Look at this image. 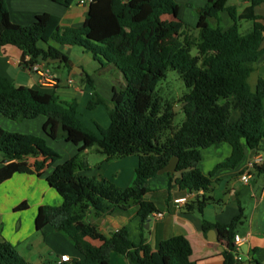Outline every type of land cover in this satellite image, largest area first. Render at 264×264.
<instances>
[{
	"label": "trees",
	"instance_id": "1",
	"mask_svg": "<svg viewBox=\"0 0 264 264\" xmlns=\"http://www.w3.org/2000/svg\"><path fill=\"white\" fill-rule=\"evenodd\" d=\"M71 7L76 0H52ZM229 0H208L197 8L198 22L192 26L179 18L176 0H92L85 22L80 27H62L61 18L52 13L36 16L30 24L11 20L6 0H0V46L12 45L29 57L26 66L39 60L68 57L57 46L82 47L99 59V72L112 65L124 75L126 83L114 87L108 100L94 92L88 108L106 106L110 117L108 127L96 122L97 131L82 120L77 102H64L55 93L26 85H17L0 75V113L23 121L46 116L43 130L55 140H66L79 147L80 155L59 164L48 177V183L62 197L58 206L42 205L36 216V227L52 225L66 235L82 254L73 264H112L111 253L126 254L132 264H197L189 238L175 235L159 242L154 249L144 232L145 221L156 205L146 199L151 191L148 180L159 174L172 157L179 163L175 174L168 173L169 188L194 193L185 205L186 212L203 213L216 202L210 194L212 179L220 168H235L248 150L258 153L264 143V78L255 87L250 77L264 58V24L256 14V6L264 0H250L241 13ZM228 12L234 24L221 25V12ZM174 19H165V16ZM217 19L214 26L210 18ZM241 20L254 21L247 33L240 30ZM196 48L197 54H192ZM103 59L105 62H103ZM172 69L179 73L188 92L181 103L185 119L174 124L175 104L159 97L157 86ZM91 84L92 81L88 78ZM227 142L231 155L206 174L200 168L202 150ZM245 142V144H244ZM107 157L138 155L139 165L132 185L119 187L106 178L79 174L88 167L81 153L91 146ZM58 157L46 139L34 134L12 132L0 126V185L16 173L33 174L43 167V161L32 157ZM255 171L264 173V163ZM137 206L141 218L142 238L132 241L128 227L102 235L95 223L86 220L93 212L98 218L107 215L131 216ZM23 202L15 209L24 210ZM243 208L228 225H218L227 249L223 264H239L235 245L237 227L243 222ZM204 220V231L211 228ZM100 239V246L86 239ZM253 264H261L252 259ZM0 264H31L7 242L0 241ZM67 264V262L63 263Z\"/></svg>",
	"mask_w": 264,
	"mask_h": 264
},
{
	"label": "crops",
	"instance_id": "2",
	"mask_svg": "<svg viewBox=\"0 0 264 264\" xmlns=\"http://www.w3.org/2000/svg\"><path fill=\"white\" fill-rule=\"evenodd\" d=\"M176 1L180 5L179 18L196 26L199 17L193 14L192 8L188 5L202 7L208 0ZM6 2L11 20L24 25L32 23L37 15L47 12L58 15L61 18L62 27H80L85 22L89 11V5H82L78 0L68 8L52 0H6ZM250 3V0H233L229 4L237 5L241 13ZM255 12L262 16L261 21L264 24V2L256 6ZM164 18L174 19L168 15ZM220 18L224 29L234 24L226 11L220 13ZM209 20L214 26L218 24L214 17ZM253 24L252 20H241V32L247 33L252 29ZM51 44L57 46L68 57L67 64L51 63L56 76L60 79L58 85L41 86L35 74L30 72L26 66L25 62L29 57L12 45L0 46V75L9 78L17 85H26L55 93L61 101L77 102L84 123L95 131H97L96 122L103 127H108L110 117L105 107L99 104L94 109H89L88 102L94 92L108 100L112 99L115 85L126 83L124 75L112 65L105 68L107 71L105 74L99 72L102 62L82 47L58 45L54 42ZM11 58L16 59L15 66L9 64L8 60ZM103 62H105L104 59ZM259 77L264 78V58L258 62L256 71L250 77L252 87H255ZM70 78L73 79L71 84L68 83ZM88 78L93 84L87 80ZM46 120L47 117L41 115L18 122L0 113V126L4 129L44 137L47 144L59 154L58 157L30 158V162L36 159L43 161L40 171L33 174L16 173L0 185V241L13 244L31 264H63L65 262H60V258L64 254L69 255L71 259L67 264H73V261L81 260L83 256L72 241L52 225H46L41 230L36 227V216L40 206H58L62 203L61 195L48 183L49 175L59 164L80 155L79 147L74 143L55 140L45 134L43 126ZM260 152L264 153V143ZM231 153L232 147L227 142L203 149L201 170L206 174L210 173ZM251 154L252 151L248 150L246 156L235 168H220L215 172L212 177L215 183L210 194L216 202L206 207L201 214L186 212L185 203L176 202V199L186 197L190 192L180 190L177 185L169 188L167 173L150 178L148 186L151 191L146 194V199L152 201L159 211L165 212L163 219L152 217L148 226H146L148 219L145 221L144 234L151 246L156 249L160 241L175 235H184L192 243L193 259L197 264H223L227 239L224 238L218 225H228L243 208V222L238 225L236 231V235L244 238L243 244L238 249L239 264H253V258L264 264V173L259 174L255 171L248 184L240 178L252 158ZM81 156L88 162L87 168L78 171L81 175L106 178L123 188L132 185L135 180L136 168L139 165L138 155L107 157L94 145L83 151ZM193 196L194 193L189 199ZM23 202L28 203V208L16 210L15 208ZM138 209L137 206H132L131 216L107 215L102 218L96 217L91 212L86 220L97 224L99 232L107 238L126 226L132 241L139 243L142 232ZM204 220L214 226L204 231ZM215 229H218L219 234ZM86 239L96 246L102 244L100 239L90 236ZM110 259L112 264H132L126 254L118 252H112Z\"/></svg>",
	"mask_w": 264,
	"mask_h": 264
},
{
	"label": "built area",
	"instance_id": "3",
	"mask_svg": "<svg viewBox=\"0 0 264 264\" xmlns=\"http://www.w3.org/2000/svg\"><path fill=\"white\" fill-rule=\"evenodd\" d=\"M78 2L82 5H90L92 0H78ZM8 62L12 66L16 65L15 58L9 59ZM27 68L29 69L30 72L35 74L41 86L54 87L60 83V79L58 78V76H56L53 68L46 61L39 60L36 62H32L31 64L27 65ZM68 83L69 84L73 83V79L72 78L68 79ZM262 163H264V153L262 152L255 153L248 162L245 170L241 173L240 175L241 180L245 184H248L253 174L255 173L256 165H260ZM192 194L193 193H190L186 197L176 199V202L184 204L189 200ZM164 216H165V212L159 210L154 211L151 214V217L156 219H163ZM234 241H235L236 249L238 250L239 247L243 244L244 238L240 237L239 235H236ZM70 261H71L70 256L67 254L62 255L60 258V262H70Z\"/></svg>",
	"mask_w": 264,
	"mask_h": 264
},
{
	"label": "rangeland",
	"instance_id": "4",
	"mask_svg": "<svg viewBox=\"0 0 264 264\" xmlns=\"http://www.w3.org/2000/svg\"><path fill=\"white\" fill-rule=\"evenodd\" d=\"M232 1L233 0H231L230 2H232ZM188 7L192 8L193 14L198 16L197 11H196L198 8L197 6L188 5ZM190 25H192V24H190ZM192 26H194V25H192ZM192 54H194V55L197 54L196 48H194L192 50ZM50 66L53 68L52 65H50ZM53 70H54V68H53ZM157 91H158L159 97L163 98L164 104L165 103L175 104V106L173 107V110L177 114H176L175 119H174V124L179 125L185 119V114L182 111L184 103H181L180 101H181L183 94L188 92V88L186 87V85H185L184 81L182 80V78L180 77L179 73L175 70L170 69L167 72L166 77L158 83ZM103 106L106 109V106L105 105H103ZM87 110H89V109L87 108ZM106 111H107V109H106ZM80 116H81V118H83V115L80 114Z\"/></svg>",
	"mask_w": 264,
	"mask_h": 264
},
{
	"label": "water",
	"instance_id": "5",
	"mask_svg": "<svg viewBox=\"0 0 264 264\" xmlns=\"http://www.w3.org/2000/svg\"><path fill=\"white\" fill-rule=\"evenodd\" d=\"M127 1V0H126ZM25 56H23L24 58ZM61 59L60 58H55V59H49V62L50 63H56V62H60ZM185 104V103H184ZM84 145V141H81L78 146H82ZM255 154V151H252V154H251V157H253V155ZM179 163V158L177 156H174L171 158V160L169 161L168 165L165 166L163 169H161L159 171V174H164V173H170V174H175L176 173V170H177V165ZM152 220V217H149L148 220H147V224L146 226H148V224L150 223V221ZM216 233L219 234V231L218 229H215Z\"/></svg>",
	"mask_w": 264,
	"mask_h": 264
}]
</instances>
